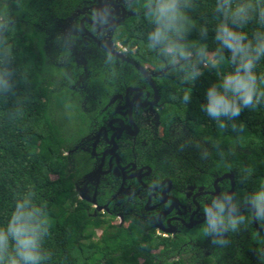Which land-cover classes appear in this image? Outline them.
<instances>
[{"label": "flooded vegetation", "instance_id": "obj_1", "mask_svg": "<svg viewBox=\"0 0 264 264\" xmlns=\"http://www.w3.org/2000/svg\"><path fill=\"white\" fill-rule=\"evenodd\" d=\"M6 2L7 24L18 21L23 31L37 33L49 65L45 72L52 82L50 91H67L69 100L77 97L83 132L63 155L73 191L87 203V214L110 224L93 228L94 235L101 238L133 224L179 242L176 256L186 263L211 258L212 264H222L224 256L240 262L234 252L225 251L227 246L235 248L231 244L236 232L225 235V246L214 245L202 234L204 207L228 194L253 227L240 245L244 264H264V222L254 218L248 201L236 200L230 177H222L231 173L233 179V173L219 174L208 167L204 150L210 146L203 137L183 124H163L165 103L158 80L165 70L139 63L114 40L115 30L145 8H136L135 0ZM25 14L34 19L28 21Z\"/></svg>", "mask_w": 264, "mask_h": 264}, {"label": "trees", "instance_id": "obj_2", "mask_svg": "<svg viewBox=\"0 0 264 264\" xmlns=\"http://www.w3.org/2000/svg\"><path fill=\"white\" fill-rule=\"evenodd\" d=\"M6 1L0 0V23L7 25L0 30V42L10 50L11 62L7 67L13 87L0 94V227L7 224L16 200L30 193L33 203L44 209L48 228L41 241V250L46 255L42 264H212L211 258L186 263L176 256L179 242L142 232L133 224L106 232L98 240L92 239L93 228L110 224L87 214V203L73 191L63 155L72 140L83 132L84 117L78 109L77 97L69 100L67 91H50L52 82L45 72L49 65L44 62L37 33L23 31L18 21L7 24ZM135 1L136 8H145L147 0ZM250 2L264 5V0ZM239 3L241 0H232L233 6ZM215 5L216 0H190L186 10L191 28L185 43L204 45L207 53H212V58L207 56L208 62L201 61L202 74L195 80L184 79L179 64H168L155 49L148 47L147 34L152 25L145 11L128 17L115 30L114 40L139 63L165 70L166 75L158 80L165 103L161 113L163 124H183L208 141L210 148L204 150L205 159L210 160L208 167L219 174L232 172L236 200L248 201V196L264 185V103L245 109L223 128L201 110L208 87L218 84L234 67L226 49L223 62L217 61L219 42L215 33L222 17ZM24 18L34 19L27 14ZM201 27L207 30L206 37L200 36ZM258 28L255 20H251L238 30L251 37ZM212 62H217L218 67H210ZM253 71L258 89L264 91V58L257 61ZM185 94L190 96L187 103L183 101ZM244 216L247 222L236 231L231 244L235 248L225 247L240 262L224 256L220 259L222 264L245 263L240 245L253 227L249 215Z\"/></svg>", "mask_w": 264, "mask_h": 264}, {"label": "clouds", "instance_id": "obj_3", "mask_svg": "<svg viewBox=\"0 0 264 264\" xmlns=\"http://www.w3.org/2000/svg\"><path fill=\"white\" fill-rule=\"evenodd\" d=\"M189 7L190 0H147L145 16L152 25L147 34L148 47L155 49L168 64H179L184 79L195 80L202 74L201 61L208 62V53L204 45L185 43L191 28L186 15ZM215 10L222 17L215 33L219 42L217 61L223 62L226 49L234 67L218 84L208 87L201 110L223 128L227 121H234L245 109L264 103V91L258 89V78L253 71L257 61L264 58V5L241 0L233 6L232 0H216ZM251 20H255L259 28L249 37L238 29ZM6 27L0 23V30ZM199 34L206 37L207 30L201 27ZM10 62V50L0 42V94L8 93L13 87L7 67ZM210 67L216 68L218 63L212 62ZM189 100L190 96L185 94L183 101ZM248 202L254 218L264 222V185L248 196ZM237 208V203L228 194L214 198L203 209L206 219L202 234L211 238L214 245L225 246L228 243L225 235L238 231L247 222ZM44 215V209L33 203L30 193L16 200L7 224L0 227L3 264H42L46 255L41 250V241L48 231Z\"/></svg>", "mask_w": 264, "mask_h": 264}, {"label": "water", "instance_id": "obj_4", "mask_svg": "<svg viewBox=\"0 0 264 264\" xmlns=\"http://www.w3.org/2000/svg\"><path fill=\"white\" fill-rule=\"evenodd\" d=\"M141 70H143L144 71V69L143 68H140ZM226 176H229L230 177V179H231V192L233 191V185H234V181H233V179H232V174L231 173H227V174H224L222 177H226ZM221 177V178H222ZM262 231H264V229H262Z\"/></svg>", "mask_w": 264, "mask_h": 264}, {"label": "rangeland", "instance_id": "obj_5", "mask_svg": "<svg viewBox=\"0 0 264 264\" xmlns=\"http://www.w3.org/2000/svg\"><path fill=\"white\" fill-rule=\"evenodd\" d=\"M208 57H209V58H212V53H209V54H208ZM93 237H94V238H96V237L98 238V235H94Z\"/></svg>", "mask_w": 264, "mask_h": 264}]
</instances>
